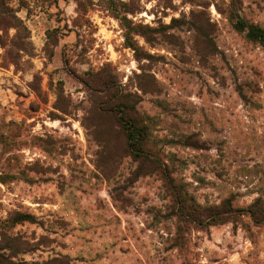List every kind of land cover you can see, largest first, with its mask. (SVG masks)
I'll return each mask as SVG.
<instances>
[{
    "label": "rangeland",
    "instance_id": "1",
    "mask_svg": "<svg viewBox=\"0 0 264 264\" xmlns=\"http://www.w3.org/2000/svg\"><path fill=\"white\" fill-rule=\"evenodd\" d=\"M231 14L264 29V0H0V224L35 218L6 264H264V224L197 226L166 184L190 212L264 208V47ZM105 67L168 173L99 110Z\"/></svg>",
    "mask_w": 264,
    "mask_h": 264
},
{
    "label": "trees",
    "instance_id": "2",
    "mask_svg": "<svg viewBox=\"0 0 264 264\" xmlns=\"http://www.w3.org/2000/svg\"><path fill=\"white\" fill-rule=\"evenodd\" d=\"M80 3V2H78ZM126 21L127 18L124 17ZM230 19L234 21V28L245 33L246 37L255 43L264 47V29L258 25L250 24L240 17H236V14H231ZM147 30H153L150 27H142ZM145 33V32H144ZM144 35V34H142ZM128 47L137 50V46L131 43ZM90 82L95 87L93 90L96 92L103 93L102 104L99 106V110L108 115H113L115 117L117 128L121 130L125 138V151L127 156H130L137 162H148L150 164H155L157 168L155 171H162L168 173V168H165L160 160L146 149L148 140L151 141L150 126L145 122L144 118L140 116L136 109L135 102L133 101V96L130 93H124L119 87H117L114 75L111 73L110 69L105 67L100 73L92 75ZM7 177L3 174L0 175V183H4L3 179ZM174 178L172 176H166V184L172 190L171 196L174 198V202L180 205V215L190 219L195 225L201 227H208L212 225L226 224L235 221L238 215H243L244 212L252 219L256 225L264 224V208L262 202L258 199L254 204H252L247 210L234 208L231 200H225L221 205L212 207H202L200 205H194L197 207L198 212L194 210L190 212V205L187 204V198L182 193L177 194L174 189L177 185L174 184ZM197 216H192L194 214ZM35 218L29 213L17 212L7 220H4L0 224V264H6L7 256L3 250H8L9 246H3L2 241L7 235L5 230L14 227L20 223L24 222H34ZM177 245L180 244V239L175 240ZM12 262V261H11ZM13 263V262H12Z\"/></svg>",
    "mask_w": 264,
    "mask_h": 264
}]
</instances>
